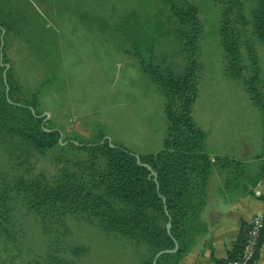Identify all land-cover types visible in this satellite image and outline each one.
<instances>
[{"label":"rangeland","instance_id":"obj_1","mask_svg":"<svg viewBox=\"0 0 264 264\" xmlns=\"http://www.w3.org/2000/svg\"><path fill=\"white\" fill-rule=\"evenodd\" d=\"M189 1L197 8L201 28L194 111L211 101L249 100L242 83L224 75L219 35L223 3ZM254 2L243 0L246 19ZM131 10L150 16L164 8L161 0H0V79L4 65L11 66L21 87L15 97L29 101L35 94L37 111L65 140H91L102 132L113 144L136 154L159 151L166 129L164 96L109 29ZM236 27L244 73L251 74L246 50L250 45L264 91V46L249 25ZM155 50L162 67H182V48L173 31L158 38ZM88 158L86 151L70 146L40 155L21 139L0 134V203L10 208L7 219L0 221V264H30L49 251L69 264H137L139 255L127 238H115L75 215H66L64 229L54 228V235L46 236L38 214L14 189L19 178L52 179L63 167L84 173L89 170ZM73 246L86 250L73 255Z\"/></svg>","mask_w":264,"mask_h":264},{"label":"trees","instance_id":"obj_2","mask_svg":"<svg viewBox=\"0 0 264 264\" xmlns=\"http://www.w3.org/2000/svg\"><path fill=\"white\" fill-rule=\"evenodd\" d=\"M216 1L223 3L219 35L225 57L224 75L239 80L251 103L261 112V151L254 157L257 162L253 170L248 162L228 156L212 157L204 149L206 133L192 116L200 79L197 41L201 28L197 8L189 0H161L164 11L150 16L131 10L109 27L119 37L122 51L136 59L139 69L164 96L166 129L162 147L155 153L136 154L122 144H113L102 132L91 140H65L62 132L46 122L47 116L37 111L35 94L29 101L15 97L16 88L21 87L9 70L11 66L4 65L0 79V134L21 139L40 155L68 146L89 154V170L84 173L63 167L52 179L36 175L15 181L14 189L22 195L25 206L38 214L46 236L52 235L54 228L65 227L64 217L71 214L96 224L115 238H127L139 255L137 264H151L156 253L172 250L176 243L177 250L161 254L155 264H178L207 232L201 214L212 171L216 168L225 171L219 190L223 198L233 192L242 196L252 194L264 178L262 80L250 45L246 50L251 74L244 73L236 27L237 23L249 25L253 36L264 46V0H255L247 19L242 14L243 0ZM172 31L183 53L184 62L179 70L162 67L157 62L158 38ZM152 172L156 173V182ZM0 204L3 221L10 208H4L3 202ZM168 222L170 233L166 228ZM249 228V224H242L235 246L226 258H213L216 264L241 260ZM263 237L264 227L258 248ZM85 250L81 246L71 248L73 255ZM30 264L69 263L49 251Z\"/></svg>","mask_w":264,"mask_h":264},{"label":"crops","instance_id":"obj_3","mask_svg":"<svg viewBox=\"0 0 264 264\" xmlns=\"http://www.w3.org/2000/svg\"><path fill=\"white\" fill-rule=\"evenodd\" d=\"M195 104V102H194ZM193 104V108H194ZM257 116L255 117V113ZM195 123L204 130L205 151L212 157L248 162L253 170L254 157L261 151L262 125L256 107L250 100L211 101L199 111L192 109ZM225 171L216 168L207 183V200L201 217L207 232L178 264H216L224 259L238 239L243 223L249 224L255 214H264V178L252 194L233 192L223 198L219 190ZM253 264H264V237Z\"/></svg>","mask_w":264,"mask_h":264},{"label":"built area","instance_id":"obj_4","mask_svg":"<svg viewBox=\"0 0 264 264\" xmlns=\"http://www.w3.org/2000/svg\"><path fill=\"white\" fill-rule=\"evenodd\" d=\"M249 231L246 244L243 249L240 261H233L230 264H253L258 251L260 232L264 227V214H255L249 221Z\"/></svg>","mask_w":264,"mask_h":264},{"label":"water","instance_id":"obj_5","mask_svg":"<svg viewBox=\"0 0 264 264\" xmlns=\"http://www.w3.org/2000/svg\"><path fill=\"white\" fill-rule=\"evenodd\" d=\"M137 161H138V163H140V159H139L138 156H137ZM152 174L154 175V181L156 182V181H157V180H156V173H155V172H152ZM166 228H167L168 233H170V223H169V222L167 223ZM177 248H178V246H177V244L175 243V247H174V249H172V250H161V251H159L158 253L155 254V256H154L153 261H152L151 264H155L156 261H157V259H158V257H159L161 254L166 253V252H174L175 250H177Z\"/></svg>","mask_w":264,"mask_h":264}]
</instances>
